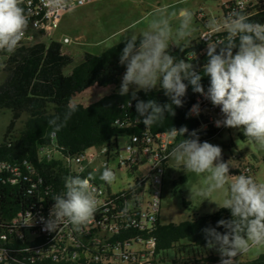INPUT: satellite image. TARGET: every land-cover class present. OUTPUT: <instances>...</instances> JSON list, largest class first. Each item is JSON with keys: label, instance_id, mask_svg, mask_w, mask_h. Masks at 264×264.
I'll list each match as a JSON object with an SVG mask.
<instances>
[{"label": "clouds", "instance_id": "1", "mask_svg": "<svg viewBox=\"0 0 264 264\" xmlns=\"http://www.w3.org/2000/svg\"><path fill=\"white\" fill-rule=\"evenodd\" d=\"M23 0H0V52L14 54L21 45L29 27L30 14L22 6ZM51 7H62L64 0H47ZM244 0H238V9L229 13L221 23L216 19L209 27L217 31L223 28V40L207 41L206 62L200 70L192 63L169 54L170 43L183 50L194 31V13L180 8L170 14L164 10L155 13L147 28L139 34L133 32L124 38L119 56L125 67L119 95L127 96L128 107L135 101L139 123L145 128L158 124L169 116H175V107H182L189 86L213 106L219 107L222 119L215 121L217 127L239 129L250 144L264 150V24L253 22L243 11ZM178 15L173 26L170 17ZM202 70V71H201ZM209 78L205 90L202 79ZM159 88L169 102L161 104L155 99H140V91L146 94ZM78 111L69 102L62 115L48 120L51 135L62 130ZM192 114H200L199 103L192 106ZM188 133L186 126H172L170 135L182 137L168 154L177 171L206 174L204 183L193 194L215 203L218 209H228L229 219H220L216 227H206L205 247L215 250L220 264H236L239 255L254 247H264V182L252 176L240 174L230 179L229 161L222 160V149L207 141L201 142L195 130ZM94 177L67 175L63 189L52 195L54 201L47 218L41 217L44 230L56 232L61 225H71L79 231L93 218L98 208L96 189L90 183ZM107 184L116 180L115 172L105 166L99 177ZM213 193L223 195L222 203L211 199ZM128 211L126 206L125 214ZM217 228H223L220 232Z\"/></svg>", "mask_w": 264, "mask_h": 264}, {"label": "trees", "instance_id": "2", "mask_svg": "<svg viewBox=\"0 0 264 264\" xmlns=\"http://www.w3.org/2000/svg\"><path fill=\"white\" fill-rule=\"evenodd\" d=\"M249 19L264 24V12L258 11ZM124 47L121 41L100 54L86 52L82 60L69 73L65 69L72 65V58L62 52V44L55 40L49 43L38 41L31 45L21 44L14 54L0 52L4 58L3 72L5 78L0 83V111L9 110L12 119L9 123L4 140L0 143V161H8L20 166L27 161L35 167L36 174L43 179L36 192L49 187L51 193L47 200L63 189L65 171L60 161L39 162L38 152L41 146L54 142L65 156H74L83 150L101 146L118 144L120 137H128L148 130L152 133H170L172 126L179 129L186 126L189 132L197 128V122L189 115L190 106L199 93H194L189 86L183 98L182 107H175V116H169L150 128L139 123L135 112V101L128 107V97L119 95L120 77L125 67L120 65L119 56ZM169 54L177 59L192 63L200 70L206 62V45L197 40L185 44L183 50L170 47ZM202 71V70H201ZM202 84L207 90L209 78L203 77ZM92 88H113V91L87 106L77 104L78 111L67 125L52 138L48 120L57 114L62 115L69 102ZM140 99H155L159 103L169 102L159 88L149 93L140 91ZM27 119L17 134H12L16 122L22 115ZM116 121L124 122V126L116 125ZM200 141L212 138L214 133L207 131L198 133ZM115 143V144H114ZM137 169L132 173H136ZM25 174V172H24ZM0 174V224L10 221L18 211L26 208L36 200V195H29L31 183L21 179L11 184ZM82 177V176H81ZM135 180H140L136 178ZM35 182L36 178L33 177ZM177 181L185 182L182 177ZM185 205H188L184 201ZM228 209H218L208 215L197 216L179 223L163 224L159 221L153 238L157 241L158 253L173 249L184 244L189 247L206 248V227H216L220 219H229ZM223 232V228H217ZM190 256V254H189ZM219 256L209 255L206 261L214 262ZM195 262L193 258L189 260Z\"/></svg>", "mask_w": 264, "mask_h": 264}, {"label": "built area", "instance_id": "3", "mask_svg": "<svg viewBox=\"0 0 264 264\" xmlns=\"http://www.w3.org/2000/svg\"><path fill=\"white\" fill-rule=\"evenodd\" d=\"M94 1L97 0H64L62 7L54 8L47 4V0H23L22 6L30 14V19L21 44L31 45L41 38L51 37L52 28L59 26V21L68 10ZM244 5L243 11L248 17L254 16L258 11L264 12V0H244ZM222 8L226 17L234 9H238V0L223 2ZM197 17L205 20L203 10L198 12ZM32 26H40L41 34L31 35ZM225 35L223 29H209L200 33L198 41L207 46V41L215 43L216 38L224 39ZM63 43L68 44L70 40L64 38ZM197 103L200 106L199 115L190 111ZM189 115L197 122V134L212 131L214 137L222 131L232 129L216 126L215 121L222 119L220 108L213 106L202 95H198L190 106ZM116 125L123 127L125 124L116 121ZM189 133L191 132L185 133V138H188ZM127 138L128 141L121 150L119 144L114 146L112 143L96 146V152L89 151L92 147L74 156L63 155L54 142L39 148V162L60 161L66 176L80 175L79 164H86V170L88 165L96 167V174H90L94 177L90 183L96 189L98 208L90 222L79 231L73 230L71 225H61L56 232L45 231L41 217H48L54 203L46 199L51 194L49 187L36 192L39 185L43 184V179L36 174L35 167L29 162L23 161L18 166L0 161V174H12L11 184H16L21 179L30 182L27 192L29 195H36L34 202L18 211L10 221L0 224V264H164L159 258L157 241L142 237V229L156 231L160 221L165 169L170 160L167 157L172 146L182 137L173 138L167 132L152 133L145 130ZM114 157L118 159V169L146 171L142 179L134 180L127 190L118 193H112L107 183L99 178L105 166L110 168ZM230 174L231 178L240 174L253 177V169L245 165L230 169ZM33 177L36 178L35 182L32 181ZM146 195L148 200L145 203L143 198ZM126 206L128 211L125 214ZM125 231H133V238L129 243L119 242V235ZM19 236H29V242L48 238V246L31 249V256H24L26 245L19 244ZM208 257H181L174 264H220V259L206 261ZM193 258L196 261L190 262ZM237 258L236 264H264V254L255 260Z\"/></svg>", "mask_w": 264, "mask_h": 264}, {"label": "rangeland", "instance_id": "4", "mask_svg": "<svg viewBox=\"0 0 264 264\" xmlns=\"http://www.w3.org/2000/svg\"><path fill=\"white\" fill-rule=\"evenodd\" d=\"M228 1L231 0H97L68 10L62 16L59 27L52 31V36L41 38L38 41L49 43L51 40H55L62 44V52L69 55L73 60L72 65L65 69V72L69 73L82 60L86 52L100 54L123 41L125 37L133 32L139 34L147 28L153 15L161 10L170 14L171 12L178 13L180 8H188L194 13V31L186 42L188 44L198 37L205 20L216 19L218 23L223 21L225 16L222 3ZM200 10H203L205 14L204 21L197 17ZM170 18L173 26L178 24V15ZM64 38H68L70 43L64 44ZM170 47L176 46L174 43H170ZM3 63L4 58L0 57V83L5 78ZM112 91L113 88H93L77 95L72 103L87 106ZM11 119L12 113L9 110L0 111V143L4 140ZM26 119L25 114L20 117L12 134H17L22 129ZM127 141V137L118 139L120 150L123 149ZM206 141L221 147L222 160L224 162L229 161L230 169L245 165L250 166L253 169V178L259 182H264V150H259L250 144L241 130L235 128L225 130ZM89 151L96 152V148L93 147ZM92 166V168L95 167V165ZM171 167H176V165L170 160L165 171L160 209V221L163 224L179 223L197 216L212 214L218 210L215 203H210L207 200L202 202L203 198L195 194L191 197L189 188L193 190L199 188L204 183L206 174L197 176L193 173H187L186 175L185 172L177 171ZM110 168L115 170L117 177L112 184H107L112 193L127 190L136 178L146 173L145 170L132 173L124 168L118 169V159L115 157L110 162ZM182 177L186 178L185 182L177 181ZM230 179L232 178L230 177ZM211 199L222 203L223 195L213 193ZM147 200L148 196L146 195L143 202L146 203ZM184 201L188 205H185ZM189 254L191 257L194 255L219 256L215 250L185 247L182 243L176 245L173 249L161 252L159 258L162 259L164 264H174L176 259L187 257ZM262 254H264V247H254L237 259L255 260Z\"/></svg>", "mask_w": 264, "mask_h": 264}, {"label": "bare ground", "instance_id": "5", "mask_svg": "<svg viewBox=\"0 0 264 264\" xmlns=\"http://www.w3.org/2000/svg\"><path fill=\"white\" fill-rule=\"evenodd\" d=\"M61 21H59L60 24ZM59 26H55L52 28V31L57 29ZM41 34V27L40 26H32L31 27V35H38ZM223 40V38H216L215 43ZM207 47V46H206ZM92 165L87 166L86 164H79V171H81L80 176L82 177H89L90 174H96V167L92 168ZM144 170V169H137V171ZM5 179L9 183H12V174H5ZM144 174L140 175V179ZM153 232L150 229H142V237H148L149 241H155L153 238ZM131 238H133V231H125V233L119 235V242L121 243H129L131 242ZM19 244L26 245V249H24V256H31V249H39L40 247H47L48 246V238H41L39 242H29V236H19Z\"/></svg>", "mask_w": 264, "mask_h": 264}, {"label": "crops", "instance_id": "6", "mask_svg": "<svg viewBox=\"0 0 264 264\" xmlns=\"http://www.w3.org/2000/svg\"><path fill=\"white\" fill-rule=\"evenodd\" d=\"M209 22L210 21H208V20H205L204 22H203V28H202V30H201V32L200 33H202L203 31H205V30H209V29H211L210 27H209ZM218 22V21H217ZM219 24V23H218ZM219 29H223L222 27L221 28H219ZM224 30V29H223ZM225 31V30H224ZM200 35V34H199ZM199 35H198V37L195 39V40H197L198 38H199ZM192 41H194V40H192ZM192 41H190L189 43H191ZM188 43V44H189ZM93 89V88H92ZM90 90V89H89ZM89 90H87V91H89ZM86 91V92H87ZM85 93V92H84ZM170 161V160H169ZM169 163V162H168ZM168 165V164H167ZM166 168H167V166H166ZM165 171H166V169H165Z\"/></svg>", "mask_w": 264, "mask_h": 264}]
</instances>
